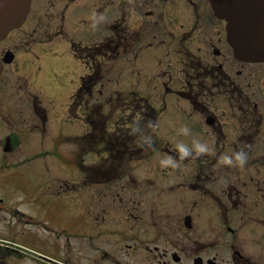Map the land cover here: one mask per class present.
<instances>
[{
	"label": "flooded vegetation",
	"instance_id": "1",
	"mask_svg": "<svg viewBox=\"0 0 264 264\" xmlns=\"http://www.w3.org/2000/svg\"><path fill=\"white\" fill-rule=\"evenodd\" d=\"M87 4H91L95 13L89 21L84 17ZM32 12L37 14L31 15ZM40 21L41 25L36 26ZM68 21L76 26L79 39L68 36ZM27 29L30 38L20 34ZM60 42L69 45L74 60L96 66L94 75L82 79L72 109L83 111L84 102L78 98L80 93H90V85L100 77L101 66L111 69L124 64L130 75L136 72L151 83H160L158 90L153 89L156 94L163 91V95L157 94L163 101L159 110L146 99H141V104L135 102L132 93L115 95L123 99L120 106L123 112L114 122V131L125 136L131 153L116 156L123 161L119 168L105 171L108 174L103 182L110 185L107 191L97 192L110 201L87 203L84 188L79 185L77 218L53 224L50 229L53 234L78 242L77 250L66 246L63 253L76 258L62 261L264 264V62H248L233 56L225 22L214 15L210 0H31L25 22L0 41V59H11L8 65L15 62L16 70L18 60L36 57L39 47ZM167 96L183 98L192 112L175 108L171 123L149 131L148 122L155 123L163 113L166 104L163 98ZM199 97L209 105L199 102ZM31 98L32 121L24 122L29 132L38 127L34 125L38 118L42 124L46 119L37 104V95ZM3 110L0 101V128L4 123L13 124L20 133L21 120H25L21 111L14 107V117L8 111L5 122ZM100 110L97 105V115ZM125 110L129 112L124 113ZM178 114L189 122H177ZM192 115L196 120L191 121ZM222 116L229 121L221 120ZM137 122L152 137L155 147L175 144V137L184 144L204 140L201 142L208 144L210 152L184 160L177 169L164 168L160 161L165 155L176 153H165L166 148L164 153L145 152L146 147L141 146L134 132ZM185 126L190 129L189 135L180 132ZM163 129L165 133L161 132ZM115 134L108 135L111 146L115 144L112 140ZM86 138L82 134L68 139L78 150L82 144L80 150L84 151ZM104 138L90 136V141L96 144ZM16 140L15 133L0 138V173L4 167H10L3 163V155L17 148L13 144ZM139 143L132 153V145ZM245 144L251 147L244 149L248 160L242 168L221 163L220 157L241 150ZM47 156L45 153L39 158ZM70 156L73 160L74 154ZM84 156L80 153V167ZM105 157L93 155L94 168L110 161L104 160ZM136 205H142L141 210L150 217L133 213ZM199 205L206 210L204 230L193 225L200 215L196 210ZM112 207L127 210L129 216L98 217V210Z\"/></svg>",
	"mask_w": 264,
	"mask_h": 264
},
{
	"label": "rangeland",
	"instance_id": "2",
	"mask_svg": "<svg viewBox=\"0 0 264 264\" xmlns=\"http://www.w3.org/2000/svg\"><path fill=\"white\" fill-rule=\"evenodd\" d=\"M85 11V19L87 21L91 20L95 14L91 4H87L85 6ZM33 14L35 15L37 13L32 12L31 15ZM30 20H32V18H30ZM68 22V36L76 40L79 39L76 26L73 25L70 21ZM41 23V21L40 24L36 22V26L41 25ZM28 31L29 29H27L26 33H23L21 31L22 33L20 34L23 37L30 38V34ZM82 63L74 60L70 52L69 45L64 44L44 45L42 47H39L36 50V57H33L32 59L29 58L28 60L26 59L24 61L18 60V69L16 70L15 62L10 66H5L0 78V101L2 107H4L3 115L5 122V115H9L8 111L13 109L14 107H16L17 110H22L21 113L23 117H26V121L30 120L32 116L31 111L29 112L30 101L32 99L31 96L36 97V95H38L37 104L41 106L46 115L44 124H42V120L38 118V122L34 124L38 127L32 129V125L30 126V130H32L24 135V139L23 137L21 138L26 143L28 148L26 146H20L16 150V155L12 154L10 156L12 160H16V157L18 159L24 158L25 156L28 157L30 156V153L36 151H42L46 149L52 150L56 146H58L59 143H63L65 138H68L72 128L67 123L68 121L66 118L68 115L67 112L69 110L68 108H66V106H68V103L70 101L69 99H71V94H73L79 87V77L82 76L85 71L93 73L94 67H96L85 62ZM27 67H29L30 70H27ZM139 67L140 66H137V68ZM118 68L120 70H118ZM118 68H115L114 66L108 70V72L111 73L110 77L106 81H110V78H112V87H115L116 90L121 91H130L132 90L131 88H136V90H139L138 92L142 93L143 96L148 94V96L150 97L149 100L147 99L148 103L150 101L157 108L163 106L162 98L158 96L161 95L163 91L162 93L161 91L158 92L157 95L153 90H158L160 83H151L149 79H144L145 81H143L140 78L138 79L137 76L133 75L131 76L132 79L130 80L125 75H128L125 69L126 66H124V64H120L118 65ZM120 71H122V74L120 73ZM155 74L156 71L153 72L151 78L154 79ZM34 78L37 79L40 87H33ZM102 78L105 79L106 75L104 77H100L99 82L102 81ZM182 79L185 80V77L183 75ZM96 82L97 78H95L93 86L96 84ZM53 87H57L56 90H54ZM99 91L100 88L97 85L93 89L91 94L88 95L92 98L89 99L88 97H86L90 101V104L94 99H97V97L102 100V97L100 96H103L105 94L101 93V95H98L100 93ZM45 93H53V95H55L57 98H52L50 100V98H47V96L44 95ZM86 98H84L85 101ZM163 99L165 100L166 104L164 113L160 114L158 117V129L165 128L168 123H171V121H173L171 113L174 112L175 108L185 110L186 113L192 112V110L189 109V104L181 97L167 96ZM139 101L140 99L135 100V102ZM198 101L204 103L205 105H209L208 102L206 100L204 101L202 97H199ZM48 102H52L53 104H50ZM48 104L51 107H48ZM60 104L63 107L60 106ZM105 112L110 116L111 122H115L117 116L116 109L112 110V112L114 113H111L110 108L106 107ZM192 118L193 120L191 121L196 120L195 115H192ZM175 120L181 123L189 122L188 118L186 120V118H184L181 114H178V118H176ZM221 120H224L225 122L229 121L227 118H225V116H222ZM78 128L80 127L78 126ZM8 131L9 127L4 130V127L2 125V127L0 128V138L7 135ZM165 131V129L161 130L162 133H165ZM174 139L175 141H177L176 143H181V140L175 137ZM187 145H190L191 147L192 143H189ZM174 147L176 146L173 144L168 146L169 149H173ZM26 150H28L27 154L22 155L24 154L23 151ZM62 150L67 153L73 152L68 145L58 146V151L62 153ZM54 158L53 156H49L48 158H46V160L29 162L24 166L16 165L14 163L10 167L3 168V172L5 174L0 173L1 248L9 246L11 250L13 247L14 249L19 248L27 251L26 254H23L21 250V253L19 252V250H16L18 255L13 254V252L10 253V255L6 250L4 252L0 251V264H45L42 261L50 257L58 261L63 259L64 261L65 259L73 260L74 258H76L74 256L67 255L68 252H66L64 255L63 253L66 246L77 250L78 242L74 241L73 239L67 240L63 236L58 237L59 235L57 236L56 234H53V232L50 230L51 228H53L54 222H71L73 219L77 218V216L75 217L76 206H70L66 211L67 206H69V195L67 197L64 193H62L61 195H55L63 190V188H67L66 185L72 186V184L77 180L74 179V174L71 173L74 171L71 170V172H68L63 169L57 168L60 167L59 165L57 167H54V174L52 175H36L37 172L40 173V171L45 170V165H47V168L49 169ZM65 168L68 167L65 166ZM108 187L109 185L101 186L103 192L107 191ZM93 188H89L86 190L85 201L87 203L97 201H110V198L105 195L101 196V194H96V196H94L92 192L94 191ZM52 192H54L55 194H53ZM148 196H151V191L149 192ZM137 199L138 201L141 200L139 196L137 197ZM141 208L142 205L137 206V210L133 209L132 211L133 213L141 212V216L150 217L149 215H147V213H144ZM149 208L150 206H148L147 209ZM204 208V205H199L196 209L198 214L200 215H198L197 220L193 221L195 229L198 228L199 230H204L206 228L203 221L206 212ZM182 209L183 208L179 209L177 212H181ZM98 211V217L129 216L127 210H115L114 207H112V209H100ZM67 214L73 215V217L68 216ZM62 237L66 239L67 242L66 240L64 242V239ZM73 251L75 252V250ZM35 254H37L39 261H36L30 257V255Z\"/></svg>",
	"mask_w": 264,
	"mask_h": 264
},
{
	"label": "water",
	"instance_id": "3",
	"mask_svg": "<svg viewBox=\"0 0 264 264\" xmlns=\"http://www.w3.org/2000/svg\"><path fill=\"white\" fill-rule=\"evenodd\" d=\"M29 5L30 0H0V38L23 22ZM212 6L215 14L227 22L234 55L264 60V0H212Z\"/></svg>",
	"mask_w": 264,
	"mask_h": 264
},
{
	"label": "clouds",
	"instance_id": "4",
	"mask_svg": "<svg viewBox=\"0 0 264 264\" xmlns=\"http://www.w3.org/2000/svg\"><path fill=\"white\" fill-rule=\"evenodd\" d=\"M149 127H155L154 123L151 121L148 122ZM135 134L141 140V146L150 148L153 145L152 137L147 135L144 132V129L140 127L139 122H137L134 128ZM180 132L183 135H189L190 129L185 126L180 129ZM250 145H243L242 149L239 151L233 152L231 155H224L220 157L221 163L227 165L229 167L236 166V167H243L248 160V153L245 151V148H250ZM176 156L172 155H165V157L160 161V164L164 168H172L177 169L180 167L181 162L191 158H198L200 156H204L209 154L210 148L208 144L202 143L199 140H194L192 142L191 147L184 143H178L175 147Z\"/></svg>",
	"mask_w": 264,
	"mask_h": 264
}]
</instances>
